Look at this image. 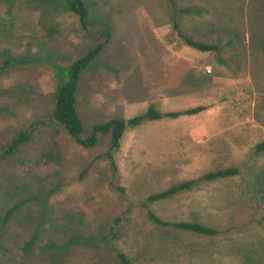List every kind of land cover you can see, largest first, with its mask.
<instances>
[{
    "label": "rangeland",
    "instance_id": "1",
    "mask_svg": "<svg viewBox=\"0 0 264 264\" xmlns=\"http://www.w3.org/2000/svg\"><path fill=\"white\" fill-rule=\"evenodd\" d=\"M83 1L90 15L87 31L63 0H0V66L12 60L0 74V242L6 248L0 264H120L116 250L132 264H264V19L258 0ZM180 9L189 13L175 17ZM175 18L186 35L222 50L205 57V51L189 47L173 29ZM215 20L225 24L207 25ZM99 42L103 48L80 72L75 94L82 137L95 124L142 112L130 109L134 100L149 98L143 106L163 111L173 106L169 97L176 87L205 91L207 73L210 105L241 112L235 157L224 148L205 164V142L186 144L182 151L173 143L136 147L147 133L159 137L169 126L201 125L199 117L128 127L111 159L108 134L85 148L61 125L42 123L4 155L19 132L50 117L58 75ZM176 62L189 74L177 86L168 67ZM186 97L205 108V95ZM232 122L227 118L225 127L233 128ZM165 134L167 140L177 137ZM167 154L171 160L160 159ZM232 166L238 169L233 176L198 180L148 203L164 220L201 222L217 229L216 235L148 219L141 202L149 194Z\"/></svg>",
    "mask_w": 264,
    "mask_h": 264
},
{
    "label": "trees",
    "instance_id": "2",
    "mask_svg": "<svg viewBox=\"0 0 264 264\" xmlns=\"http://www.w3.org/2000/svg\"><path fill=\"white\" fill-rule=\"evenodd\" d=\"M244 1V0H242ZM223 2V0H221ZM64 9L73 13L77 18L81 25V28L84 31L89 30L90 27V15L89 10L85 6L83 0H63L62 3ZM226 6H234L233 4H224L221 7V10L229 9ZM231 7L230 9H232ZM179 11H184L189 13L186 9L177 10L175 17L178 15ZM257 11L259 12V17L264 19V0L257 1ZM221 17V16H220ZM231 21V20H230ZM217 23L225 24L222 20L212 21L208 23V26H214ZM173 29L177 31L179 36L184 40V42L200 51H211V50H219V46L216 44H211L203 40H199L194 38L193 36L186 35L179 28V23L177 18H175L172 22ZM231 33V32H230ZM103 36H105V40H108L109 30L106 29L103 31ZM219 41L221 40L218 39ZM103 43H98L92 46L87 50V52L75 59L63 73L58 75L56 86L54 90V106L50 117L45 121H37L28 125L26 130L19 132L12 141L7 144L3 148V154L7 155L10 153H14L16 149L20 146L21 143H24L29 140L31 133L36 129V125L38 124H58L61 125L66 133L75 141L76 144L90 148L96 145L98 142V137L101 134H108L109 136V147L107 150L108 156L112 158V151L116 150L120 146L121 138L128 127H136L146 121L158 120L161 118H176L180 115L193 114L202 110V106H195L182 110H173V111H161L158 110L154 105L150 104L145 111L142 113H138L128 118L123 117H114L107 120L101 124H95L92 127L91 133L87 137H82L81 133L83 131V124L81 119L77 113L76 109V90L79 82V74L82 70H84L89 63L95 58V56L102 50ZM259 45L264 48V38L260 39ZM12 62L9 60L5 62L2 66H0V74L3 70ZM264 142L262 144L263 147ZM113 167H115L114 162L111 160ZM116 168V167H115ZM238 173V169L236 167H226L219 168L213 171L206 172L201 175L198 179H187L180 181L178 183L172 184L169 187L149 194L145 200L141 202V204L147 208V217L148 219L158 226L163 227H175L178 229H182L185 231L194 232L197 234L205 235V236H213L218 233V230L214 227L197 222V221H169L164 220L155 214L151 209L148 208V203L156 200H161L168 198L175 193L189 189L195 182L198 180H214L217 178L229 177ZM110 232L112 233V227ZM27 243V242H26ZM24 244V248L25 245ZM3 245V243H2ZM28 251L27 248H25ZM6 248L1 246L0 242V257L4 255ZM116 258L118 259L120 264H132L130 258H128L123 252L116 250L115 251Z\"/></svg>",
    "mask_w": 264,
    "mask_h": 264
},
{
    "label": "crops",
    "instance_id": "3",
    "mask_svg": "<svg viewBox=\"0 0 264 264\" xmlns=\"http://www.w3.org/2000/svg\"><path fill=\"white\" fill-rule=\"evenodd\" d=\"M189 47H191V46H189ZM191 48H193V47H191ZM220 48L217 51H221L222 49H220ZM194 49H196V48H194ZM196 50H198V49H196ZM207 52H209V51H205V57L207 55ZM205 66H207V68H208V66H209L208 61L205 62ZM168 67L170 68V70L174 71V74L169 75V76L176 83L175 86H177V83L183 82L184 81L183 78L188 77V75H189L187 72V68L184 65H182L181 63H177V62L176 63H170V65ZM178 70L180 72H178ZM206 71H208V70L205 68V72ZM208 75L209 74H207V73L205 74V79H206L205 91H202L203 90L202 88L200 90L198 88L197 90L185 92L183 90H178L179 88L176 87L175 88L176 90L173 91L169 97L171 100L170 103L173 106L163 110V111H173V110H182V108H184V107H186L185 109H187V107L191 108V107H195V106H203L202 105L203 102L201 100L200 101L194 100V102H192L193 101L192 98L186 97V95H188L189 92L194 93V95H195V93L196 94L200 93L201 96L205 95V108L204 109L198 111L197 113L180 115L176 118H168V119L173 120V119L185 118V119H192L193 120V119H196L199 117V119L201 120V125H196L193 128H191L192 126L186 127V128L169 126V128L167 130L166 129L162 130L163 133H161V134L157 133L159 135V137H155V135H154L155 133H152V134L147 133L143 139H141V138L137 139L136 147L139 151H141V145H144L147 147L150 145H153V146L154 145H160V146H166L167 147L171 143H173V145H170V146H174L175 151H182L186 144L194 145V144H201V143L205 142V164H207V162L209 164V162H211L212 160L218 159L219 158L218 152L222 151V150H226L224 148H228L227 150L230 152V155H233V157H235V155H236V152H235L236 140L239 144V149L241 146V140H240L241 134H242L241 112H240V110H238V112H236L235 110L233 112H225L223 110V107H224L223 104L214 103L213 105H210L211 102H209V97H210L212 92L210 90L209 76ZM148 99L149 98H147L145 100L147 101ZM145 100H134V101H132L129 105L130 109L132 108L134 110V109H140L141 108L142 112L145 111L146 108L149 106V105L143 106V103L146 102ZM137 104H139V105H137ZM179 104H182V105L179 106ZM174 105H178V106L174 107ZM142 112H140V113H142ZM166 118H161V119H166ZM227 118L233 119V122L231 123V124H233V126H232L233 128H231V127L226 128L225 127V120ZM161 119H158V120H161ZM236 119H237V122H236ZM171 120L169 121L168 124H171ZM152 121H155V120H152ZM152 121H146V122H152ZM223 130H224V132H223ZM165 133H170L172 135H176L177 137L175 139L173 138V139L167 140L166 138H164L166 135ZM222 144L224 146L220 147V145H222ZM232 145H233V149H234L233 151L231 150ZM228 156H229V154H228ZM160 159L167 161V160H171L172 156H171V154H167V155L161 157Z\"/></svg>",
    "mask_w": 264,
    "mask_h": 264
}]
</instances>
